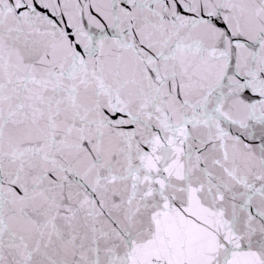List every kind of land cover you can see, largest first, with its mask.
<instances>
[{"label":"snow or ice","instance_id":"6c2138e0","mask_svg":"<svg viewBox=\"0 0 264 264\" xmlns=\"http://www.w3.org/2000/svg\"><path fill=\"white\" fill-rule=\"evenodd\" d=\"M0 264H264V0H0Z\"/></svg>","mask_w":264,"mask_h":264}]
</instances>
